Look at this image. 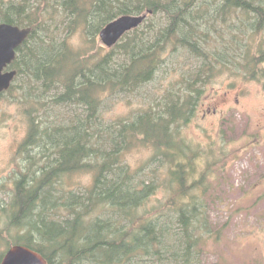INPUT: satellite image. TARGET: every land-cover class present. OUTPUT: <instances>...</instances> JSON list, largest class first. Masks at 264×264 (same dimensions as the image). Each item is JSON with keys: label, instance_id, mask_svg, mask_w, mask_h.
<instances>
[{"label": "trees", "instance_id": "1", "mask_svg": "<svg viewBox=\"0 0 264 264\" xmlns=\"http://www.w3.org/2000/svg\"><path fill=\"white\" fill-rule=\"evenodd\" d=\"M141 14L140 26L95 50L108 23ZM3 22L31 31L0 97L20 78L24 101L34 102L0 207L6 250L24 245L47 264H145L167 253L175 259L168 264H198L208 169H198L202 156L182 127L220 75L264 87V0H0ZM75 34L80 47L70 41ZM158 76L169 79L154 99L130 117L105 119L106 97L135 93ZM59 106L76 109L63 122L32 113ZM136 147L153 154L133 168L125 155ZM82 173L88 184H71Z\"/></svg>", "mask_w": 264, "mask_h": 264}, {"label": "rangeland", "instance_id": "2", "mask_svg": "<svg viewBox=\"0 0 264 264\" xmlns=\"http://www.w3.org/2000/svg\"><path fill=\"white\" fill-rule=\"evenodd\" d=\"M61 35V34H60ZM64 35V34H63ZM75 47L83 45L80 35L70 36ZM99 36L95 50L107 47ZM103 47V50L101 49ZM173 71L172 67H168ZM158 76L153 82L132 94L106 97L103 101L105 119L130 117L145 102L154 99L168 83ZM27 80V79H26ZM16 80L15 88L0 97V207L7 203L13 181V172L20 163L18 147L27 135L30 119L28 108L32 99L24 101ZM34 96V91L31 92ZM216 112H212V109ZM75 107L59 106L32 112L49 121L67 120ZM46 110V112H44ZM207 110L205 115L203 113ZM182 135L196 152L198 169L207 167V190L202 194L205 204L202 242L195 259L198 264H264V87L257 80L220 75L207 86L201 105ZM153 151L136 147L126 152L125 159L133 167L146 163ZM90 181L87 173L76 174L71 184L85 186ZM159 191L157 197L165 198ZM6 219L0 210V228L5 230ZM175 233L178 224H170ZM5 228V229H4ZM6 234V232L4 233ZM5 241L0 251L6 250ZM164 262L173 259L167 253ZM169 257V258H168ZM166 262V263H165Z\"/></svg>", "mask_w": 264, "mask_h": 264}, {"label": "water", "instance_id": "3", "mask_svg": "<svg viewBox=\"0 0 264 264\" xmlns=\"http://www.w3.org/2000/svg\"><path fill=\"white\" fill-rule=\"evenodd\" d=\"M146 14L122 15L108 23L99 33L106 46L116 44L121 37L140 26ZM31 29L9 23H0V93L9 89L17 72L8 69L16 57V49L28 37ZM0 264H47L45 259L30 248L15 244L10 246L0 260Z\"/></svg>", "mask_w": 264, "mask_h": 264}, {"label": "flooded vegetation", "instance_id": "4", "mask_svg": "<svg viewBox=\"0 0 264 264\" xmlns=\"http://www.w3.org/2000/svg\"><path fill=\"white\" fill-rule=\"evenodd\" d=\"M210 110H207V111H205L204 113H203V115H205L206 114V112H209ZM212 112H216V109L214 108V109H212Z\"/></svg>", "mask_w": 264, "mask_h": 264}, {"label": "bare ground", "instance_id": "5", "mask_svg": "<svg viewBox=\"0 0 264 264\" xmlns=\"http://www.w3.org/2000/svg\"><path fill=\"white\" fill-rule=\"evenodd\" d=\"M31 29V28H30ZM14 81V80H13Z\"/></svg>", "mask_w": 264, "mask_h": 264}]
</instances>
